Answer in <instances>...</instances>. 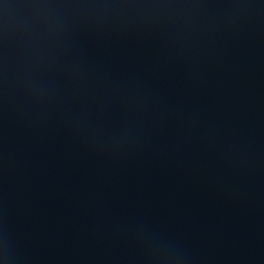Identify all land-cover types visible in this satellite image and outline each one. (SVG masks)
I'll use <instances>...</instances> for the list:
<instances>
[{"label": "water", "instance_id": "95a60500", "mask_svg": "<svg viewBox=\"0 0 264 264\" xmlns=\"http://www.w3.org/2000/svg\"><path fill=\"white\" fill-rule=\"evenodd\" d=\"M0 188L57 264H264V0H0Z\"/></svg>", "mask_w": 264, "mask_h": 264}]
</instances>
